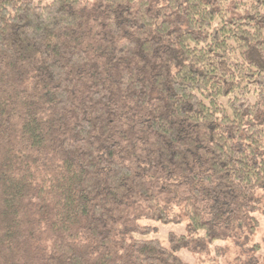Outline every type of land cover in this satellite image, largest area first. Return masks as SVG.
<instances>
[{
    "label": "trees",
    "instance_id": "1",
    "mask_svg": "<svg viewBox=\"0 0 264 264\" xmlns=\"http://www.w3.org/2000/svg\"><path fill=\"white\" fill-rule=\"evenodd\" d=\"M264 206V0H0V264H186Z\"/></svg>",
    "mask_w": 264,
    "mask_h": 264
},
{
    "label": "rangeland",
    "instance_id": "2",
    "mask_svg": "<svg viewBox=\"0 0 264 264\" xmlns=\"http://www.w3.org/2000/svg\"><path fill=\"white\" fill-rule=\"evenodd\" d=\"M253 215L258 220L253 229L244 224L224 237H207L202 230L194 231L185 218L159 225L150 236L163 241L169 231H192L198 237L203 236L202 240H193L178 251L186 264H264V206L257 208Z\"/></svg>",
    "mask_w": 264,
    "mask_h": 264
}]
</instances>
